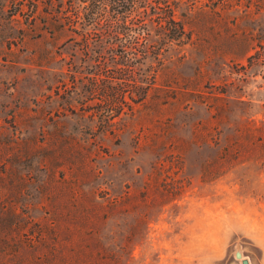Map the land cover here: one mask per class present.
I'll return each instance as SVG.
<instances>
[{
	"label": "rangeland",
	"instance_id": "obj_1",
	"mask_svg": "<svg viewBox=\"0 0 264 264\" xmlns=\"http://www.w3.org/2000/svg\"><path fill=\"white\" fill-rule=\"evenodd\" d=\"M63 1L0 0V264H264V0H171L132 68Z\"/></svg>",
	"mask_w": 264,
	"mask_h": 264
},
{
	"label": "trees",
	"instance_id": "obj_2",
	"mask_svg": "<svg viewBox=\"0 0 264 264\" xmlns=\"http://www.w3.org/2000/svg\"><path fill=\"white\" fill-rule=\"evenodd\" d=\"M62 4L69 12H63L59 30L71 31L72 43L89 48L92 54L119 56L106 64L144 66L151 52L159 56L174 46L183 49L187 41L184 23L177 20V8L171 0H67ZM128 54L137 56L128 59ZM156 78V74L149 78L130 73L106 76L104 80L141 85ZM144 96L137 95L139 103Z\"/></svg>",
	"mask_w": 264,
	"mask_h": 264
},
{
	"label": "water",
	"instance_id": "obj_3",
	"mask_svg": "<svg viewBox=\"0 0 264 264\" xmlns=\"http://www.w3.org/2000/svg\"><path fill=\"white\" fill-rule=\"evenodd\" d=\"M235 256H236L237 259H241V264H248V263H249V262H248V261H249L248 259H244V258H243V254H242L241 251L237 250V251L235 252Z\"/></svg>",
	"mask_w": 264,
	"mask_h": 264
}]
</instances>
